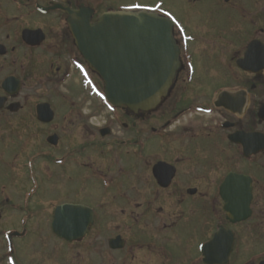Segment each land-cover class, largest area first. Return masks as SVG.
I'll return each mask as SVG.
<instances>
[{"label":"flooded vegetation","instance_id":"flooded-vegetation-1","mask_svg":"<svg viewBox=\"0 0 264 264\" xmlns=\"http://www.w3.org/2000/svg\"><path fill=\"white\" fill-rule=\"evenodd\" d=\"M180 2L183 19L162 0H0V211L25 204V236L40 216L54 241L29 237L23 262H264V0ZM142 5L174 22L180 69L158 109L133 114L101 96L65 8L92 25ZM59 205L90 210L60 213L84 238L54 235Z\"/></svg>","mask_w":264,"mask_h":264},{"label":"water","instance_id":"water-1","mask_svg":"<svg viewBox=\"0 0 264 264\" xmlns=\"http://www.w3.org/2000/svg\"><path fill=\"white\" fill-rule=\"evenodd\" d=\"M84 12L68 11L76 45L90 68L104 84L107 101L116 108L149 112L167 96L179 70V50L169 20L146 12H110L95 24L81 21ZM83 211L63 207L60 212ZM56 215V235L71 240L84 231L62 230Z\"/></svg>","mask_w":264,"mask_h":264},{"label":"rangeland","instance_id":"rangeland-1","mask_svg":"<svg viewBox=\"0 0 264 264\" xmlns=\"http://www.w3.org/2000/svg\"><path fill=\"white\" fill-rule=\"evenodd\" d=\"M122 1V0H121ZM140 4H154L153 2H156V0H139ZM164 3L168 5L170 8V11L179 19L184 18V12L182 11L184 9V6L189 8V4H181V0H162ZM185 3V2H184ZM140 6L143 10H149L147 8H150L148 6ZM196 10V9H194ZM103 114H106L105 112ZM77 172V171H75ZM79 178V174L77 176V179ZM81 185V182H77L74 184H69L68 186L72 188H77ZM4 207V215L2 216V220L0 221V264H7L6 256L8 254L9 244L5 240V232L10 230H21V226L19 223V220L21 218V212L23 211V208H25V204H16V211L13 212L9 210V208L6 205H2ZM48 204L41 205V203L37 204H30L28 208H32L34 211H39L41 213H48L51 211L50 207H48ZM43 217V216H42ZM44 219V217H43ZM41 219L37 217L33 221V227L31 230V235L28 236L26 239L20 240L16 242V249H17V255L20 257L19 259L25 260V256H28L30 252H28L30 242L31 240H28L29 237H31L35 242L39 243L38 245H41V243H44L47 248H53V240H50V238L47 237L48 232L46 231V220ZM40 238V240L36 239ZM54 248H58L57 246ZM28 253V254H27ZM27 261V260H25ZM22 264H27L26 262L22 261Z\"/></svg>","mask_w":264,"mask_h":264}]
</instances>
